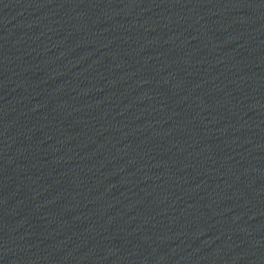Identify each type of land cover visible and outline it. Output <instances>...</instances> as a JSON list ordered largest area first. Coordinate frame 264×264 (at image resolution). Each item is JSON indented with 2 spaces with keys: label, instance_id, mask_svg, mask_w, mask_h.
I'll return each instance as SVG.
<instances>
[{
  "label": "water",
  "instance_id": "water-1",
  "mask_svg": "<svg viewBox=\"0 0 264 264\" xmlns=\"http://www.w3.org/2000/svg\"><path fill=\"white\" fill-rule=\"evenodd\" d=\"M264 20V0H239Z\"/></svg>",
  "mask_w": 264,
  "mask_h": 264
}]
</instances>
